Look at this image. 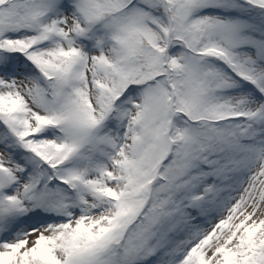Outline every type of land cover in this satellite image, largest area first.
Masks as SVG:
<instances>
[{
  "label": "snow or ice",
  "instance_id": "1",
  "mask_svg": "<svg viewBox=\"0 0 264 264\" xmlns=\"http://www.w3.org/2000/svg\"><path fill=\"white\" fill-rule=\"evenodd\" d=\"M0 264H264V0H0Z\"/></svg>",
  "mask_w": 264,
  "mask_h": 264
}]
</instances>
